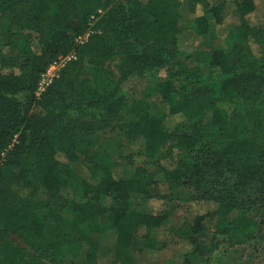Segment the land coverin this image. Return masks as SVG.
<instances>
[{
	"label": "trees",
	"instance_id": "1",
	"mask_svg": "<svg viewBox=\"0 0 264 264\" xmlns=\"http://www.w3.org/2000/svg\"><path fill=\"white\" fill-rule=\"evenodd\" d=\"M192 1L202 13L185 21L179 0H0V264H96L109 231L113 264L134 263L166 221L146 212L166 200L151 192L158 172L215 205L182 237L183 264H215L226 244L260 231L242 211L264 208V27L250 21L259 0ZM187 31L226 43L209 53L207 74L181 49ZM70 52L76 59L37 98L41 74ZM150 102L167 105L171 128ZM109 129L155 170L122 178L100 162L92 147ZM167 145L182 150L172 168L157 160ZM77 163L89 179L74 175Z\"/></svg>",
	"mask_w": 264,
	"mask_h": 264
},
{
	"label": "rangeland",
	"instance_id": "2",
	"mask_svg": "<svg viewBox=\"0 0 264 264\" xmlns=\"http://www.w3.org/2000/svg\"><path fill=\"white\" fill-rule=\"evenodd\" d=\"M179 12L185 21L193 19L202 13L201 8L192 0H179ZM259 10L250 21L264 27V0L258 1ZM206 17L211 25L213 19L211 14L206 11ZM184 21V22H185ZM180 46L185 55H188L189 61L193 66H198L202 73L207 74L209 67L207 66V57L209 53L216 48H225L226 43L222 38L216 37L212 32L202 37H194L189 31L184 32L180 38ZM153 82V76L149 75L144 97L148 100ZM262 98L264 100V87ZM151 111H161L166 115V124L172 127L173 121L167 114L166 104H154L150 102ZM244 133L249 128L248 123L241 125ZM96 144L92 147V151H98L99 161L107 162L118 172L122 178L129 177L137 166H145L148 170L154 171L152 163L144 156L136 152H132L126 146L124 139L120 136L117 129L106 130L97 135ZM105 143V144H104ZM182 150L167 145L161 149L160 156L157 158L159 164L166 168H172L176 159ZM77 178L89 179L90 173L83 163L74 164L72 169ZM155 184L151 187V192L158 195H165L164 202L160 199L152 200L146 206V212L157 213L162 211L166 214V221L161 228L151 234L157 241L154 249H144L136 258L134 263L130 264H183V254L189 248L182 241L187 233L193 218L197 215H203L211 212L215 205L213 203H202L194 198V190L187 186L169 184L163 181L162 176L155 174ZM73 181L69 180L63 192H67L72 187ZM242 210V209H241ZM245 215L252 218L256 225L261 226L260 231L252 233L251 239L247 243L237 244L236 241L226 244L225 249L218 252L215 264H264V208L260 205H244ZM239 213L234 211L231 217ZM212 221L206 222V226L212 229ZM145 234L143 227L138 228L136 236L141 238ZM19 244L17 237L13 236ZM96 240V238H95ZM99 246L96 253V264H113L118 260L115 257L113 247L115 243V234L111 231L102 233L99 238ZM228 245V246H227Z\"/></svg>",
	"mask_w": 264,
	"mask_h": 264
},
{
	"label": "built area",
	"instance_id": "3",
	"mask_svg": "<svg viewBox=\"0 0 264 264\" xmlns=\"http://www.w3.org/2000/svg\"><path fill=\"white\" fill-rule=\"evenodd\" d=\"M98 13L101 14L102 11L98 10ZM92 31L88 29L83 35L76 38V42H83L87 39L88 35ZM76 55L74 52H70L66 55L57 57L41 74L40 79L37 84L35 91V96L38 98L46 90V88L51 84L53 79L57 77L59 71L70 61L75 60Z\"/></svg>",
	"mask_w": 264,
	"mask_h": 264
}]
</instances>
